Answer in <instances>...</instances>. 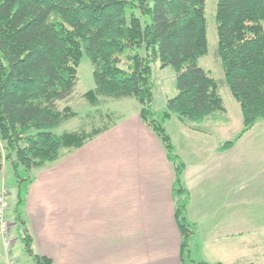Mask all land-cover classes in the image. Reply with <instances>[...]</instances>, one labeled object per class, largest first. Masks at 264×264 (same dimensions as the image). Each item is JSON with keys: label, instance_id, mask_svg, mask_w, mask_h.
<instances>
[{"label": "trees", "instance_id": "trees-1", "mask_svg": "<svg viewBox=\"0 0 264 264\" xmlns=\"http://www.w3.org/2000/svg\"><path fill=\"white\" fill-rule=\"evenodd\" d=\"M204 5L205 0H0V173L9 161L18 186L14 220L33 264L52 263L32 251L31 236L21 225L31 172L115 121L89 131H52L76 115L68 101L82 51L94 80V88L82 94L87 102L96 106L102 98L135 97L141 119L163 144L174 171L181 261L193 263L189 252L196 226L185 218L184 164L163 122L172 114L186 121L223 112L218 92L223 83L240 106L241 133L264 118V0H217L215 53L223 69L218 80L195 63L207 51ZM157 59L161 67L173 68L177 92L156 112L151 62Z\"/></svg>", "mask_w": 264, "mask_h": 264}, {"label": "crops", "instance_id": "crops-1", "mask_svg": "<svg viewBox=\"0 0 264 264\" xmlns=\"http://www.w3.org/2000/svg\"><path fill=\"white\" fill-rule=\"evenodd\" d=\"M174 117L163 126L184 164L185 218L196 226L191 264L264 263V118L241 133V122H225V106L195 122ZM31 177L21 225L52 264H184L173 166L138 102Z\"/></svg>", "mask_w": 264, "mask_h": 264}, {"label": "rangeland", "instance_id": "rangeland-1", "mask_svg": "<svg viewBox=\"0 0 264 264\" xmlns=\"http://www.w3.org/2000/svg\"><path fill=\"white\" fill-rule=\"evenodd\" d=\"M216 3L217 0H205L204 14L206 19L207 51L203 55L199 56L196 59L195 63L197 66L208 71V73L213 78L218 80L223 78V69L221 66V61L215 53L217 47V33L215 28ZM143 19L147 22L150 21L149 16H144ZM151 68H152V83H153L152 109L157 112L165 109L166 100L173 97L176 94L177 90L174 81V70L170 65H165L161 67L160 61L157 59L151 62ZM77 76H78V81L68 101V104L75 111L76 115L70 120L53 128L52 131L56 134H61L66 131H73L77 129L89 131L93 127L101 126V124H105L108 121L114 120L116 117L124 115L127 111L132 109V104H136V102H138L137 99L132 96L122 97L117 99L102 98V100L98 105L91 106V104H89L87 100L82 96L83 93L94 88L92 66L90 64L87 54L84 51H82L79 65L77 67ZM218 92L222 99L223 105L228 110V118L225 121L226 123L229 124L228 127L230 129H234L235 127H237V125L240 122L242 125L240 106L237 100L231 94L228 86L225 83H223V85L219 84ZM169 118L172 121L176 120L174 114H172ZM186 120L189 122H195L200 119L198 120L186 119ZM33 171L31 172V174L33 173ZM2 179L5 181V185L3 187L5 188L8 194L7 197L8 208L6 210V215L8 217V220L13 224V226L10 229L11 236L14 239V243L12 246L13 254L16 258L17 264H33L28 256V253L24 249V245L20 237L19 227L14 225L15 220L12 221L10 219V216L14 217L13 210L16 205V200H17L16 192L18 186H17V179L13 174V170L10 166L9 161H5L4 168L0 173V185ZM257 251L258 250L248 251L247 254L251 256L254 255L253 252H257ZM195 258L196 255L194 253L191 254V256H189L190 261L191 259H195ZM201 259L202 258H200V260ZM2 261H3V257L0 250V264H2Z\"/></svg>", "mask_w": 264, "mask_h": 264}, {"label": "built area", "instance_id": "built-area-1", "mask_svg": "<svg viewBox=\"0 0 264 264\" xmlns=\"http://www.w3.org/2000/svg\"><path fill=\"white\" fill-rule=\"evenodd\" d=\"M7 197V191L2 188L0 190V241L2 247L3 264H16V260L12 254L14 239L11 236L10 224L6 216Z\"/></svg>", "mask_w": 264, "mask_h": 264}]
</instances>
